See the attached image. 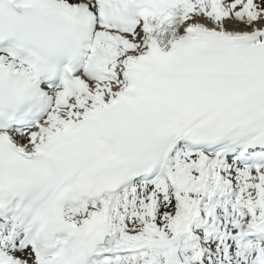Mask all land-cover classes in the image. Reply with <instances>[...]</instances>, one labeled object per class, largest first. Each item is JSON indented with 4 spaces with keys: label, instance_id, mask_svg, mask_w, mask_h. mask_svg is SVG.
<instances>
[{
    "label": "snow or ice",
    "instance_id": "1",
    "mask_svg": "<svg viewBox=\"0 0 264 264\" xmlns=\"http://www.w3.org/2000/svg\"><path fill=\"white\" fill-rule=\"evenodd\" d=\"M0 264H264V0H0Z\"/></svg>",
    "mask_w": 264,
    "mask_h": 264
}]
</instances>
